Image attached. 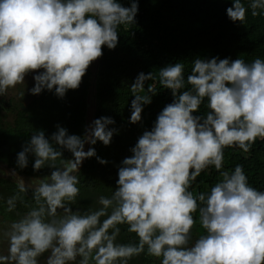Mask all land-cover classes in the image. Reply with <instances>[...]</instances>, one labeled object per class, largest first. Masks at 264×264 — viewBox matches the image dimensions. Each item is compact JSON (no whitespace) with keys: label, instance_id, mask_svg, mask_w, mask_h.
I'll list each match as a JSON object with an SVG mask.
<instances>
[{"label":"clouds","instance_id":"clouds-1","mask_svg":"<svg viewBox=\"0 0 264 264\" xmlns=\"http://www.w3.org/2000/svg\"><path fill=\"white\" fill-rule=\"evenodd\" d=\"M249 10L264 15V0H232L226 15L243 25ZM138 11V0L128 6L121 0H0V97L29 74L32 95L48 90L63 98L78 89L103 47H117L121 27L134 24ZM158 76L173 100L117 165L114 190L99 198L96 210L73 207L77 174L85 159L109 163L85 145H110L118 132L108 127L114 119H95L82 136L59 124L50 137L43 129L32 133L16 165L26 168L32 155L34 171H50L17 184L34 206L3 233L7 252L0 264H40L45 253L46 264H129L144 252L159 264H264V190L249 184L240 165L223 171L224 149L248 152L264 140V59L197 57L187 76L180 62L161 67ZM152 78L141 72L131 85L130 123L142 121L157 92L150 87L151 95L135 94ZM210 168L222 179L207 193H194L192 183ZM9 175L19 174L14 168ZM8 203L13 210L14 198ZM197 221L203 232L194 235ZM121 226L135 234V243H117Z\"/></svg>","mask_w":264,"mask_h":264},{"label":"trees","instance_id":"trees-1","mask_svg":"<svg viewBox=\"0 0 264 264\" xmlns=\"http://www.w3.org/2000/svg\"><path fill=\"white\" fill-rule=\"evenodd\" d=\"M121 2L129 5V0ZM138 3L136 22L121 27L115 49L103 47V56L90 65L78 89L68 90L63 98L48 90L24 96L21 91L15 102L12 97L0 101V164L8 171L15 168L19 174L4 175L0 169V253L7 252L3 233L12 221L34 206L30 192H18L20 178L31 177L35 182L38 176L50 171L48 168L34 171L32 155L26 168L16 165L17 153L34 131L43 129L46 137H50L59 124L69 134L82 136L95 119L101 116L114 119L115 123L108 127L118 132L110 145L98 141L86 148L95 147L97 155L109 163L100 164L96 157L85 159L77 174L80 195L73 207L81 213L96 210L100 207L99 198L111 196L114 190L117 165L132 154L129 149L138 137L151 128L157 114L173 100L171 91L159 83L161 67L183 63L187 76L197 57L241 58L246 62L264 59V15L252 16L249 10L243 25L233 23L226 15L232 0H138ZM243 3L247 5L248 0ZM141 72H152L153 78L146 80L143 89L135 94L151 95L150 87L157 92L151 103L144 105L142 121L133 124L130 123L134 99L131 85ZM205 110L202 106L201 113ZM64 157L71 158V153L65 150ZM237 165L242 166L251 186L264 190V140L258 139L248 152L224 149L223 171L231 172ZM219 179H222L220 174L210 168L197 177L191 190L207 193ZM13 198L15 208L10 211L8 202ZM193 231L194 235L203 232L198 221ZM136 239L134 233L121 226L117 243L133 244ZM47 255L39 258L40 264H46ZM129 264H159V260L144 252L133 256Z\"/></svg>","mask_w":264,"mask_h":264},{"label":"rangeland","instance_id":"rangeland-1","mask_svg":"<svg viewBox=\"0 0 264 264\" xmlns=\"http://www.w3.org/2000/svg\"><path fill=\"white\" fill-rule=\"evenodd\" d=\"M34 86V80H33V77H32V74H29L27 77H26V83L23 84V85H18L15 89H11L9 90V93L7 94V96L5 97H0V101H7L8 98H13L14 99V102L19 99V95L22 91V93L24 92H27L28 88H32ZM29 88V89H30ZM29 91L27 93H25L24 95H29ZM87 148V144L85 145V150ZM2 168V169H1ZM0 169H1V172L2 174L4 175H9V171L7 169H5V167H3V165L0 164ZM21 180H25L26 182L29 181L30 179H32V182L34 183V180L33 178L29 177H21L20 178Z\"/></svg>","mask_w":264,"mask_h":264}]
</instances>
